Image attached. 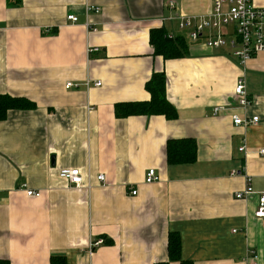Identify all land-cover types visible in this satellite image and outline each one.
I'll return each mask as SVG.
<instances>
[{"label": "crops", "instance_id": "1", "mask_svg": "<svg viewBox=\"0 0 264 264\" xmlns=\"http://www.w3.org/2000/svg\"><path fill=\"white\" fill-rule=\"evenodd\" d=\"M214 1L0 0V95L36 104L0 122V260L180 264L169 262L173 233L183 261L245 264L256 253L264 264L257 197L235 198L247 177L255 192H264V157L258 155L264 148V53L244 72L227 50L191 41L177 22L163 21L206 16ZM252 3L264 8V0ZM89 6L101 12L87 13ZM159 28L185 39V58L154 55L150 35ZM89 47L99 51L89 56ZM156 72L166 75L178 118L118 119L117 104L149 99L145 86ZM241 77L250 97L246 109L234 94ZM68 83L79 87L68 90ZM217 107L230 110L215 116ZM233 114L259 122L236 127ZM183 139L196 141V161L169 165L168 142ZM244 142L247 156L239 152ZM64 169H79L86 180L89 175L93 189L69 188L59 177ZM149 170L158 183L146 184ZM101 174L103 184L96 180ZM22 185L41 197H28ZM96 240L104 244L90 252Z\"/></svg>", "mask_w": 264, "mask_h": 264}, {"label": "built area", "instance_id": "2", "mask_svg": "<svg viewBox=\"0 0 264 264\" xmlns=\"http://www.w3.org/2000/svg\"><path fill=\"white\" fill-rule=\"evenodd\" d=\"M167 7L175 10L174 2H169ZM87 13L99 14V7L89 6ZM68 21L77 24L78 18L68 16ZM163 21H175L178 24L180 32H186L191 41L198 42L202 39L206 41L205 45L213 50H227L229 54L236 59L240 67L244 69L247 63L259 54L264 53V8H257L253 5L252 0H215L211 11L206 16L188 17L183 14L170 16ZM90 29V25L87 26ZM96 31V30H95ZM94 31V32H95ZM172 37V36H171ZM99 49L89 47L88 55L98 52ZM90 83H85V87L89 88ZM96 86H101L97 83ZM78 85L68 83L66 88L75 89ZM236 102L241 109H246L250 105V97L246 90L245 77H241L234 91ZM227 107H217L214 109V115L218 116L228 112ZM233 124L236 127L249 128L258 124L259 118H242L237 114L232 115ZM239 152L245 156L249 155L246 143L239 148ZM258 155L264 157V148L259 150ZM59 177L69 188L86 189L91 191L93 185L91 179L84 177L79 169H64L59 173ZM96 180L103 184L106 181L105 175L97 176ZM247 185L243 191L235 194L237 200H245L251 196L257 197V209L255 218L264 221V192L257 193L251 185L250 177L246 178ZM160 181L155 170H149L146 178V184H155ZM21 189L31 198H40L41 193L32 191L27 185H22ZM132 195L136 196L137 191H132ZM104 243L102 240L92 241L90 252L97 249ZM245 264H258L259 257L256 253H251L243 259Z\"/></svg>", "mask_w": 264, "mask_h": 264}, {"label": "trees", "instance_id": "3", "mask_svg": "<svg viewBox=\"0 0 264 264\" xmlns=\"http://www.w3.org/2000/svg\"><path fill=\"white\" fill-rule=\"evenodd\" d=\"M150 43L154 55L165 61L183 59L187 56V44L183 37H171L165 28L153 29ZM149 99L142 102L120 103L115 106L118 119L137 116H162L169 121L178 118L175 107L167 98V79L164 72H156L145 86ZM36 109V104L27 98L0 95V122L6 120L11 111H29ZM197 158V143L192 139L172 140L167 144L169 165L192 164ZM169 262L193 264L181 258V239L178 234L168 237ZM0 264H9L0 260ZM50 264H67L65 257L52 256ZM169 264V263H160Z\"/></svg>", "mask_w": 264, "mask_h": 264}, {"label": "rangeland", "instance_id": "4", "mask_svg": "<svg viewBox=\"0 0 264 264\" xmlns=\"http://www.w3.org/2000/svg\"><path fill=\"white\" fill-rule=\"evenodd\" d=\"M241 69L244 71V69L241 67Z\"/></svg>", "mask_w": 264, "mask_h": 264}]
</instances>
